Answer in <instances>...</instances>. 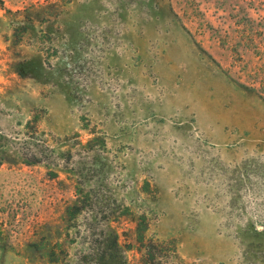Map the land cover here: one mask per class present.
<instances>
[{
    "label": "rangeland",
    "instance_id": "obj_1",
    "mask_svg": "<svg viewBox=\"0 0 264 264\" xmlns=\"http://www.w3.org/2000/svg\"><path fill=\"white\" fill-rule=\"evenodd\" d=\"M102 263L264 264V0H0V264Z\"/></svg>",
    "mask_w": 264,
    "mask_h": 264
},
{
    "label": "trees",
    "instance_id": "obj_2",
    "mask_svg": "<svg viewBox=\"0 0 264 264\" xmlns=\"http://www.w3.org/2000/svg\"><path fill=\"white\" fill-rule=\"evenodd\" d=\"M113 236V238H114V240H115V246L113 247L115 250H118L119 249V246H116V245H118V239H119V237H118V235H112ZM113 244V243H112ZM110 249V248H109ZM103 264V263H102Z\"/></svg>",
    "mask_w": 264,
    "mask_h": 264
}]
</instances>
